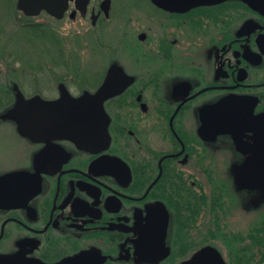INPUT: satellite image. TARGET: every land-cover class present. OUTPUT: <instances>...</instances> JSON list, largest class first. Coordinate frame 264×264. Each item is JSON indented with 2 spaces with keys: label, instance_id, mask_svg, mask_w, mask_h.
I'll return each instance as SVG.
<instances>
[{
  "label": "flooded vegetation",
  "instance_id": "1",
  "mask_svg": "<svg viewBox=\"0 0 264 264\" xmlns=\"http://www.w3.org/2000/svg\"><path fill=\"white\" fill-rule=\"evenodd\" d=\"M77 1L57 20L89 21L92 43L102 48L104 66L88 91L117 67L131 81L103 100L108 138L94 150L27 136L17 111L34 94L5 92L0 264H179L208 244L189 254L182 232L204 205L205 173L213 180L220 165L230 171L234 190L248 198L244 208L264 189L239 187L242 163L264 147V14L243 0L190 7L88 0L83 13ZM227 112L233 131L212 134ZM217 183L211 203L226 193ZM159 246L161 256L148 259Z\"/></svg>",
  "mask_w": 264,
  "mask_h": 264
},
{
  "label": "rangeland",
  "instance_id": "2",
  "mask_svg": "<svg viewBox=\"0 0 264 264\" xmlns=\"http://www.w3.org/2000/svg\"><path fill=\"white\" fill-rule=\"evenodd\" d=\"M15 3L16 0H0V108L3 106L2 99L10 98L5 93L7 86L19 87L26 98L39 94L46 99L58 97L60 82H64L74 96L92 89L100 68L104 66V56L102 48L92 43L89 21L79 18L72 20L69 17L57 20L44 12L27 17L14 7ZM30 23L39 24L40 30L34 32L38 35L32 34L33 31L24 26ZM42 29L47 34H43ZM103 33L105 37L106 32ZM3 133L0 129V134ZM214 171L216 177L213 180L210 178L213 176L204 174L205 202L196 218L182 230L183 241L191 249L189 254L198 244L208 243L217 246L231 261L234 258L233 250L240 246H251L254 247L253 253L247 258L249 264H254L255 256L258 257L255 250L259 247L255 246L256 238L251 231L264 213V204L260 207L257 205V197L264 195V189L250 196L253 202L249 209H245L244 199L248 198L237 189L234 190L228 176L231 172L221 165ZM222 173L227 177L222 176ZM217 182L227 184V187L221 199L218 195V204H215L211 203L210 196L213 197ZM248 232L252 237L250 241L245 235ZM225 233L228 236L233 233L234 237L227 240L223 235ZM262 248L264 251V244ZM179 260L180 257L177 262Z\"/></svg>",
  "mask_w": 264,
  "mask_h": 264
},
{
  "label": "water",
  "instance_id": "3",
  "mask_svg": "<svg viewBox=\"0 0 264 264\" xmlns=\"http://www.w3.org/2000/svg\"><path fill=\"white\" fill-rule=\"evenodd\" d=\"M159 3H171L173 5L190 7L197 4H210L224 0H152ZM253 9L264 14V0H243ZM69 0H17L16 7L25 15H38L42 10L47 11L50 15L61 18L67 9ZM88 0H79L76 7L83 13ZM120 73L123 76L121 84H115L114 78ZM131 81L120 67L111 69L108 72L103 84L95 91H84L83 93L73 96L69 93L63 84L59 85L60 94L55 99H43L38 95L29 98L17 111L19 117L20 130L35 140L49 141L53 138H63L73 141L79 146L89 149H100L103 147L108 138L107 124L108 116L103 107V100L113 95L122 85ZM223 103L209 107L210 110L221 108ZM227 104V103H226ZM224 109H228L227 105ZM234 117L227 112L214 125L212 134L222 132H232ZM223 126V128H221ZM211 137H209L210 139ZM237 146L243 143L241 138L234 136ZM258 143V142H255ZM254 145V144H253ZM252 145V146H253ZM264 147L258 148L254 154L247 158L241 166V175L239 177V187L246 189H259L264 187V154L259 155ZM13 175L5 176L4 179L12 178ZM17 175H15L16 177ZM166 218L159 221L162 224V232L166 229ZM157 225V227H161ZM147 244V243H145ZM157 247L154 251H156ZM145 253L152 250L144 247ZM159 251L152 252L150 258L155 259ZM179 264H229L217 248L212 245H204L191 256Z\"/></svg>",
  "mask_w": 264,
  "mask_h": 264
},
{
  "label": "trees",
  "instance_id": "4",
  "mask_svg": "<svg viewBox=\"0 0 264 264\" xmlns=\"http://www.w3.org/2000/svg\"><path fill=\"white\" fill-rule=\"evenodd\" d=\"M14 7H15V4H14ZM24 26H26V28L30 29L33 31L32 34H36L38 35V33H34V32H37L38 30H40V26L39 24H36V23H30V24H25ZM42 33L43 34H47L46 30L45 29H42ZM42 35V34H41ZM11 87V86H10ZM9 86H7L5 88V91L7 92L8 89L10 88ZM10 92V91H9ZM260 202H262L260 204ZM215 204H218V201L215 202ZM264 204V198L263 199H258V204L259 207ZM256 205V206H257ZM245 209H248L245 208ZM252 211H254L253 209H251ZM223 233V232H222ZM230 233V232H228ZM251 233L255 236L256 240H255V246L259 247L258 249L255 250V253L256 255L258 256L256 258L255 256V263L254 264H262V261L264 260V251H263V244H264V213H263V216L261 219H259L256 223V225L252 228V231ZM250 233V235H251ZM232 236H228V234H223L225 235V237L227 238V240H230L234 237V234L231 233ZM238 234V233H237ZM216 235V234H215ZM247 238L251 239L252 237L249 235V232L245 234ZM236 237V235H235ZM234 240V239H233ZM247 244V243H246ZM254 248V247H252ZM252 248L251 246H246V247H242L240 246V248H236L235 250H233V253H234V258L232 261H234L236 264H249L250 263V256L253 252H252ZM247 255L249 258H247ZM253 260V256L251 258Z\"/></svg>",
  "mask_w": 264,
  "mask_h": 264
}]
</instances>
